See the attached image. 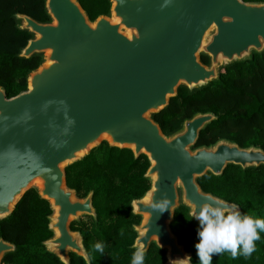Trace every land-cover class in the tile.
I'll list each match as a JSON object with an SVG mask.
<instances>
[{"label": "water", "instance_id": "1", "mask_svg": "<svg viewBox=\"0 0 264 264\" xmlns=\"http://www.w3.org/2000/svg\"><path fill=\"white\" fill-rule=\"evenodd\" d=\"M107 1L108 15L93 21L78 0H44L48 22L14 15L17 28L32 35L18 57L40 55L41 63L17 95L7 97L0 86V220L36 185L52 211L47 226L53 235L42 242L45 250L62 264H69V253L89 264L80 233L69 225L79 216L95 217L92 192L77 198L66 186L65 168L107 141L149 163L143 177L150 187L130 202L132 214L143 216L133 226L131 247L146 253L154 243L165 251L164 264H187L182 258L191 253L170 228L175 210L182 205L192 218L206 201L233 205L203 192L197 180L218 176L230 164L264 165V151L225 139L195 147L200 132L216 120L211 112L193 114L170 134L152 116L179 87L205 86L221 68L264 52V2ZM162 194L169 207L161 213L150 205ZM14 252L15 245L0 237V264Z\"/></svg>", "mask_w": 264, "mask_h": 264}, {"label": "trees", "instance_id": "2", "mask_svg": "<svg viewBox=\"0 0 264 264\" xmlns=\"http://www.w3.org/2000/svg\"><path fill=\"white\" fill-rule=\"evenodd\" d=\"M264 2V0H243ZM90 21L108 15L107 0H78ZM25 14L38 22H48L44 0H0V86L7 97L26 89L27 74L41 63V56L29 59L18 57L32 35L17 28L14 15ZM208 64V57L201 55ZM211 112L216 116L199 134L195 147L209 146L220 139L239 147L254 146L264 151V52L252 53L249 60L235 62L220 69L219 78L193 90L177 89L168 106L153 115L164 134L181 127L185 119L195 113ZM149 163L144 155L136 159L128 149L110 147L103 141L81 160L65 168L66 186L77 198L92 192L95 217L72 221L71 231L82 237L89 264H130L135 251L131 246L140 216L133 215L130 202L141 198L150 187L143 177ZM203 192L239 206L242 214L264 219V165L239 168L228 165L218 176L207 173L197 180ZM49 203L39 198L35 189L28 190L13 212L0 220V237L15 245V252L4 255L3 264H62L45 250L43 241L52 237L48 230ZM170 228L178 243L196 260L193 244L197 240L198 223L180 205L174 212ZM104 243L103 253L93 245ZM256 250L245 258L233 259L228 252L214 255L212 264H264V232L255 241ZM69 264H86L82 257L69 253ZM165 251L151 243L145 253L144 264H164Z\"/></svg>", "mask_w": 264, "mask_h": 264}, {"label": "clouds", "instance_id": "3", "mask_svg": "<svg viewBox=\"0 0 264 264\" xmlns=\"http://www.w3.org/2000/svg\"><path fill=\"white\" fill-rule=\"evenodd\" d=\"M150 207L162 213L169 207V200L162 194ZM192 218L198 223L193 247L199 264H212L213 256L224 252L230 253L233 259L237 255L247 258L256 250L255 241L264 232V219L242 214L234 204L226 206L223 202L206 201L194 209ZM93 248L103 253L104 243L97 242ZM144 258V250L138 248L132 253L130 264H144ZM182 260L192 264L191 255L186 254Z\"/></svg>", "mask_w": 264, "mask_h": 264}, {"label": "rangeland", "instance_id": "4", "mask_svg": "<svg viewBox=\"0 0 264 264\" xmlns=\"http://www.w3.org/2000/svg\"><path fill=\"white\" fill-rule=\"evenodd\" d=\"M106 142H107V141H106ZM37 187H38V186H36V185H33V186H32V188H34V189H36ZM140 217H141V219L143 218V216H140ZM84 218H85L84 216H79L77 219H79V220H80V219L85 220Z\"/></svg>", "mask_w": 264, "mask_h": 264}, {"label": "flooded vegetation", "instance_id": "5", "mask_svg": "<svg viewBox=\"0 0 264 264\" xmlns=\"http://www.w3.org/2000/svg\"><path fill=\"white\" fill-rule=\"evenodd\" d=\"M1 264H3L2 261H1Z\"/></svg>", "mask_w": 264, "mask_h": 264}]
</instances>
